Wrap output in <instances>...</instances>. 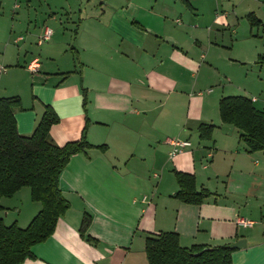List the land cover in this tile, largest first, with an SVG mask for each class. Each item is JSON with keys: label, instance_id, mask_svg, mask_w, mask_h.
<instances>
[{"label": "crops", "instance_id": "1", "mask_svg": "<svg viewBox=\"0 0 264 264\" xmlns=\"http://www.w3.org/2000/svg\"><path fill=\"white\" fill-rule=\"evenodd\" d=\"M165 1L100 2L99 11L85 16L80 10L72 59H64L68 45L53 31L40 46L43 29L24 38L8 35L17 53L3 45L0 98H20L18 132L31 134L49 106L59 118L49 132L55 144L79 140L87 126L88 143L105 146L69 160L59 177L69 209L23 264H148L145 240L162 232L177 234L185 248L244 240L232 264H264V151L248 152L237 129L221 123L222 95L211 89L220 76L231 83L219 65L226 49L241 45V11L252 37V28L262 25L264 0ZM214 26L231 28L230 40L215 34ZM28 36L44 45V58L31 57L21 67ZM33 60L35 72L28 69ZM201 124L214 126L210 139L200 138ZM167 139L187 140L191 147L169 158ZM173 171L193 175L197 191L211 195L199 205L180 202ZM20 191L0 204L14 206L3 222L23 228L40 207L14 204ZM84 215L93 243L79 232ZM238 218L253 225L238 226Z\"/></svg>", "mask_w": 264, "mask_h": 264}, {"label": "trees", "instance_id": "2", "mask_svg": "<svg viewBox=\"0 0 264 264\" xmlns=\"http://www.w3.org/2000/svg\"><path fill=\"white\" fill-rule=\"evenodd\" d=\"M249 21L255 25L251 17ZM259 58L264 59V56ZM21 109L19 97L0 98V201L28 188L31 201L39 203L40 209L24 228L16 223L5 225L0 216V264H23L34 259L32 247L53 234L58 219L69 209V203L59 188V177L65 166L76 154L91 148H105L88 143L87 126L79 140L63 146L55 144L49 132L59 118L49 106H44L32 133L21 135L14 115ZM218 112L222 124L237 129L239 140L248 152L264 151V111L257 109L251 99L245 96L222 97ZM213 129V125L201 124L198 127L200 138L210 139ZM173 174L178 185L174 198L180 202L199 205L211 195L205 189L197 191L193 175L181 171H173ZM2 210L0 204V212ZM89 223L90 217L84 215L79 232L87 242L93 243L95 240L85 235ZM144 250L148 264H232L231 256L235 251L228 248V244L185 248L173 232L147 237Z\"/></svg>", "mask_w": 264, "mask_h": 264}, {"label": "rangeland", "instance_id": "3", "mask_svg": "<svg viewBox=\"0 0 264 264\" xmlns=\"http://www.w3.org/2000/svg\"><path fill=\"white\" fill-rule=\"evenodd\" d=\"M127 0H0V53L4 44H8L9 51L17 53V47L8 42L9 34L14 36H26V33L33 36L38 34L41 29L45 27L50 28L54 33V38L59 43L68 45V52L64 59H72L76 57L72 47H77L75 43L76 34L78 32V25L80 19V10L82 14L88 15L100 9V2H126ZM133 2H153L154 0H132ZM175 0H166L165 2H173ZM176 2H181L176 0ZM193 2H214L213 0H194ZM81 5V6H80ZM254 7H259L254 4ZM241 11V22L238 27L241 43L240 47L235 50L226 49L224 51L225 60L219 65L220 72L225 77L230 78L228 83L222 76V82H217L212 85L211 89L221 97L227 96H245L249 99L253 97L256 102L253 105L264 111V59L258 56H264V7H260V19L262 25L260 27L252 28V37L249 36V25L246 18L243 17ZM240 14V11L238 12ZM82 15V16H83ZM233 18V17H231ZM231 28H222L214 26L215 34H224V41L230 40ZM220 34L217 36V41L220 42ZM29 37V36H28ZM239 39V38H237ZM36 40L29 37L27 45L20 50V66L25 67L31 57H39L41 61V53L44 48L36 45ZM247 48L252 50L247 52ZM20 49V48H19ZM228 59L233 60L228 62ZM43 62V61H42ZM231 64V65H229ZM25 70V68H22ZM22 73V72H20ZM26 77V75H25ZM31 75H29V78ZM225 85V89L221 87ZM223 91V92H222ZM222 93V94H221ZM219 125V124H217ZM153 183V181H152ZM14 204L29 203L30 193L28 188H23L19 195H17ZM9 202V201H4ZM32 204V203H30ZM40 207V204L37 203ZM4 209L0 212L2 217L5 211L14 212V206L8 204L3 206ZM13 216V213L10 215ZM11 217H9L11 219ZM12 220H4L5 225L12 224ZM26 227V226H25ZM22 228V227H21ZM24 228V227H23Z\"/></svg>", "mask_w": 264, "mask_h": 264}, {"label": "built area", "instance_id": "4", "mask_svg": "<svg viewBox=\"0 0 264 264\" xmlns=\"http://www.w3.org/2000/svg\"><path fill=\"white\" fill-rule=\"evenodd\" d=\"M51 36H52V30L48 27H45L43 29L42 34L39 36L37 40V45L40 46L43 43L49 41ZM37 67H38L37 60H33L29 64L28 69L32 72H35ZM166 142L167 144L171 146V150L168 154L169 158H174L177 155L182 154L187 148L191 147V143L187 140L184 141V140H177V139H167ZM236 224L242 227H251L253 225V222L242 219V218H238L236 220Z\"/></svg>", "mask_w": 264, "mask_h": 264}, {"label": "water", "instance_id": "5", "mask_svg": "<svg viewBox=\"0 0 264 264\" xmlns=\"http://www.w3.org/2000/svg\"><path fill=\"white\" fill-rule=\"evenodd\" d=\"M244 245H245L244 240H238L236 242H233V243L229 244L228 248H230V249H240V248L244 247Z\"/></svg>", "mask_w": 264, "mask_h": 264}]
</instances>
